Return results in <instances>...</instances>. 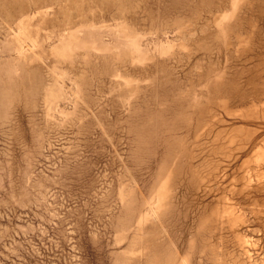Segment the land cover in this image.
Masks as SVG:
<instances>
[{
	"label": "rangeland",
	"instance_id": "obj_1",
	"mask_svg": "<svg viewBox=\"0 0 264 264\" xmlns=\"http://www.w3.org/2000/svg\"><path fill=\"white\" fill-rule=\"evenodd\" d=\"M183 263L264 264V0H0V264Z\"/></svg>",
	"mask_w": 264,
	"mask_h": 264
},
{
	"label": "bare ground",
	"instance_id": "obj_2",
	"mask_svg": "<svg viewBox=\"0 0 264 264\" xmlns=\"http://www.w3.org/2000/svg\"><path fill=\"white\" fill-rule=\"evenodd\" d=\"M183 206H184V204H183ZM173 208H174V207H173ZM170 214H171V213H170ZM176 222H177V221H176ZM172 223H173V222H172ZM181 225H182V224H181ZM191 229H192V228H191ZM190 232H191V231H190ZM196 232H197V231H196ZM181 234H183V233H181ZM180 237H181V236H180ZM179 239H180V238H179ZM189 239H191V238H189ZM190 241H191V240H190ZM223 242H224V241H223ZM192 244H193V242H192ZM197 244H198V243H197ZM193 245H194V244H193ZM193 245H192V246H193ZM223 247H224V246H223ZM197 249H198V248H197ZM197 253H198V252H197ZM192 254H193V252H192ZM204 255H205V253L203 254V257H204ZM218 256H219V255H218ZM218 256H217V257H218ZM192 257H193V256H192ZM194 258L196 259V257H194ZM216 260H217V259H216ZM186 261H187V260H186ZM186 261H185V262H186ZM194 262H195V261H194ZM183 264H184V263H183Z\"/></svg>",
	"mask_w": 264,
	"mask_h": 264
}]
</instances>
